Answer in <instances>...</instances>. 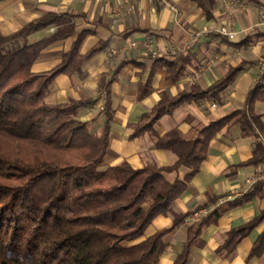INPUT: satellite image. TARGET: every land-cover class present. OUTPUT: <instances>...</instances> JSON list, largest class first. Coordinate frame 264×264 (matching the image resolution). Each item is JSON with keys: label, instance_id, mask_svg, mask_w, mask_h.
I'll return each instance as SVG.
<instances>
[{"label": "trees", "instance_id": "16d2710c", "mask_svg": "<svg viewBox=\"0 0 264 264\" xmlns=\"http://www.w3.org/2000/svg\"><path fill=\"white\" fill-rule=\"evenodd\" d=\"M196 1L203 5L202 0ZM51 26H56L51 34L11 46ZM76 31L70 17L50 10L11 34L0 31V264H158L167 247L165 236L195 212H176L174 203L201 170L211 139L223 129L240 125L243 136L257 139L253 156L245 163L264 160V125L254 111L255 103L264 101V72L248 91L244 107L210 122L192 139L177 128L160 136L154 124L180 104L221 95L241 67L230 68L205 89L175 96L164 94L142 114L131 136L151 132L157 147L173 152V162H148L141 168L128 161L107 165L105 155L115 113L111 84L129 61L121 62L111 78L102 82L106 96L101 135L92 132L89 120L79 114L93 104L92 98L59 103L47 98L59 74L79 72L84 61L108 46V39L82 53V41L91 30H79L77 39L62 53L60 63L41 71L33 69L43 49ZM238 45L246 46L248 40ZM186 58L154 57L150 73L163 67L170 78L178 80L189 62ZM147 93L146 86L141 97ZM181 167L190 169L183 180L178 175ZM263 182L256 184L260 187ZM232 202L219 203L187 227L182 250L172 264L189 263L192 248L203 244V228L214 223ZM239 202L234 200L235 204ZM159 214H172V226L145 236ZM263 221L261 210L249 222L230 229L223 246L234 249ZM263 253L264 230L254 241L248 258Z\"/></svg>", "mask_w": 264, "mask_h": 264}, {"label": "crops", "instance_id": "0c3cea01", "mask_svg": "<svg viewBox=\"0 0 264 264\" xmlns=\"http://www.w3.org/2000/svg\"><path fill=\"white\" fill-rule=\"evenodd\" d=\"M241 1V6L232 4L226 7L224 0H202L203 5L196 0H5L0 1V31L11 34L49 10L70 17L76 33L43 49L33 64L35 71L60 63L62 53L77 39L79 30H91L82 41V53L108 39V46L84 61L79 72L59 74L51 85L47 100L59 103L72 98H92L93 104L81 109L79 114L83 120H89L92 132L101 135L106 96L102 82L111 78L121 62L129 61L121 67L117 80L111 84V103L115 113L105 163L116 165L128 161L136 168L148 162L169 165L175 158L173 152L157 147L151 132L131 136L143 113L150 111L164 94L175 96L184 91L205 89L225 76L230 68L240 66V71L221 95L180 104L154 124V131L160 136L177 128L186 138L192 139L210 122L244 107L248 91L259 80L260 61L264 59V24L260 16L264 0ZM126 2L132 3L135 11L117 13L116 8L125 6ZM172 5L175 9L171 8ZM223 24L236 32L235 39L216 31ZM52 28L56 26L14 43H32L51 34ZM246 39L248 45H238ZM131 42L136 46L124 53L123 46ZM147 42L152 43L158 52L155 57L173 60L183 55L189 58L178 80L170 78L163 67L150 73L154 57L145 53ZM113 47L117 49L116 53H111ZM145 85L148 93L141 97ZM254 111L260 114L264 125V101H257ZM261 136L264 140V133ZM256 141L255 137L243 136L240 125L221 130L209 141L201 170L175 201L173 209L176 212L202 209L210 212L232 190L243 192L229 199L232 204L214 223L203 228V244L192 248L188 264H264V253L260 257L248 258L254 241L264 230V221L234 249L223 246L230 229L249 222L264 210V182L259 187L257 184L248 185L244 180L246 175L257 170L258 165H264V160L258 164L245 163L253 156ZM189 172V168L181 167L179 178L183 180ZM234 200L240 202L235 204ZM197 207L201 208L197 210ZM195 212L165 236L167 247L158 264H172L181 252L187 227L199 219ZM172 224V214H159L147 228L145 236L168 229Z\"/></svg>", "mask_w": 264, "mask_h": 264}, {"label": "built area", "instance_id": "2783aa9c", "mask_svg": "<svg viewBox=\"0 0 264 264\" xmlns=\"http://www.w3.org/2000/svg\"><path fill=\"white\" fill-rule=\"evenodd\" d=\"M226 7L231 6L232 4H241V0H224ZM172 9H175V6L172 5L171 6ZM135 11V8L133 6V4H129L126 2L125 6L123 7H118L116 8V12H122L123 14H127V13H133ZM260 16L262 18L261 23L264 24V8L260 9ZM52 30H54V28H52ZM216 31H218L220 34L226 35L227 37H229V39H235L236 37V32L234 30H232L230 28V26L223 24L221 26H219ZM136 43L135 42H131L128 44H125L122 48L123 52L126 53L128 52L131 48L135 47ZM117 49L115 47L111 48V53H116ZM146 52L152 56L155 57L158 55V52L156 51V49L153 47V44L150 42L146 43ZM260 66H261V73L264 72V59H262L260 61ZM213 106H216V103L213 104ZM245 182L248 185H254L256 183H258L259 181H264V165L260 164L257 167V170L254 171L252 174H248L245 176L244 178ZM242 191L235 189L232 190L230 193L226 194L225 196H223L221 198V202L229 200L233 197H238L240 195H242ZM208 212V210L206 209H202L199 210L197 212H195L196 217L201 218L203 215H205Z\"/></svg>", "mask_w": 264, "mask_h": 264}, {"label": "rangeland", "instance_id": "374dc122", "mask_svg": "<svg viewBox=\"0 0 264 264\" xmlns=\"http://www.w3.org/2000/svg\"><path fill=\"white\" fill-rule=\"evenodd\" d=\"M129 4H132V3H129ZM235 5H238V4L235 3ZM241 5H242V1H241V4H240L239 6H241ZM11 46H12V47H18V46H20V45H15V43H13ZM145 53H146L147 55H149V54L146 52V48H145ZM149 56H150V55H149Z\"/></svg>", "mask_w": 264, "mask_h": 264}]
</instances>
